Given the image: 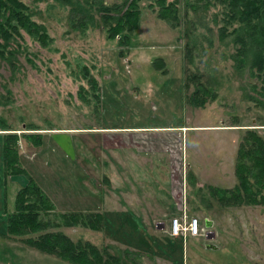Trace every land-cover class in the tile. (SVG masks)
<instances>
[{
	"label": "rangeland",
	"instance_id": "obj_1",
	"mask_svg": "<svg viewBox=\"0 0 264 264\" xmlns=\"http://www.w3.org/2000/svg\"><path fill=\"white\" fill-rule=\"evenodd\" d=\"M19 1L39 29L28 31L14 19L18 31L11 28L9 39L0 37V121L7 133L20 136V164L55 204V225L64 224L60 213L99 207L104 215L103 230L53 229L120 255L124 264H264V205L223 206L211 190L236 185L245 131L264 136L263 82L238 66L240 23L229 21V1L166 0L176 2L179 12L170 23L159 17L162 0H142L139 29L115 37L96 12L85 27H74L68 4ZM131 151L126 159L192 163L184 177L180 165L172 173H149L145 189L167 198L172 180L173 200L182 199L186 209L171 215L198 217L201 234L174 237L149 221L151 212H139L148 224L134 212L118 211L124 204L116 193L123 200L124 180L106 177L117 168L115 160ZM2 164L0 149V232H5ZM26 174L9 171L10 210ZM205 218L214 222L208 228L216 233L213 239L206 235ZM0 263L71 264L1 234Z\"/></svg>",
	"mask_w": 264,
	"mask_h": 264
},
{
	"label": "trees",
	"instance_id": "obj_2",
	"mask_svg": "<svg viewBox=\"0 0 264 264\" xmlns=\"http://www.w3.org/2000/svg\"><path fill=\"white\" fill-rule=\"evenodd\" d=\"M71 6V23L74 27H85L94 13L107 25H111V36L139 29L142 0H121L108 3L105 0H58ZM162 0L158 6L159 17L168 22H177L179 12L177 3L165 4ZM230 20L240 23L236 41L241 47L238 53V66L247 70L252 76L260 77L264 96V0H227ZM164 2V3H163ZM23 3L19 0H0V37L6 40L17 19L21 26L34 33L39 26L29 16L24 15ZM228 21V22H229ZM37 27V28H36ZM35 31V32H36ZM1 46V45H0ZM199 97V96H198ZM197 100L202 101L200 98ZM205 106V102H200ZM0 149L2 152V169L4 174V209L3 221L6 222L4 237L20 238L26 245L44 253L56 255L71 264H124L122 257L100 248L88 240H74L54 224L51 214L55 213V204L45 190L30 177L18 158L20 136L7 133L5 125L0 121ZM40 134V135H37ZM41 133H31L30 137ZM30 140V139H29ZM31 141V140H30ZM35 141V140H34ZM42 141L38 142L40 144ZM9 171L14 175L26 174L27 182L21 187L15 198L14 210H10L8 202ZM237 183L233 188L211 187L224 206H257L264 205V136L255 129H247L239 142L235 165ZM66 227L85 226L94 230L104 229V215L101 212H68L60 213ZM61 225V226H62ZM60 226V227H61ZM2 264V263H0Z\"/></svg>",
	"mask_w": 264,
	"mask_h": 264
},
{
	"label": "crops",
	"instance_id": "obj_3",
	"mask_svg": "<svg viewBox=\"0 0 264 264\" xmlns=\"http://www.w3.org/2000/svg\"><path fill=\"white\" fill-rule=\"evenodd\" d=\"M183 129H187V127H184ZM125 132L130 134V131ZM133 132L134 131H131V133ZM128 156H132V151L125 153V159H116L114 162V166H116L117 168L115 170H112V174L106 177L107 181H109V179L111 181H116L117 179L122 180V178L124 180L123 200L121 199V193H116V197L119 199V201L117 202L121 203L120 205H122V203L124 204V208H117L118 211L134 212L137 214V217L141 221L147 222L148 224L149 221L152 223L154 222L159 229H164V231L170 232L171 218L173 217L171 214L175 212L176 209L180 211L185 208V206H183L184 202H181L182 199H180L179 203L174 202L173 197L176 196L174 194L175 183L172 180L170 182L169 189L167 192V198H162L156 194V189H145L146 177L147 175L149 176V173L153 174L154 172L165 169H169V173H172L174 171V166L178 168L179 165V173L184 177V175H186V171L188 169L193 168L192 163L186 161L185 159H126ZM212 162L209 161L206 163L208 165H212ZM217 163L224 164V159H219ZM103 164L108 165L110 167L112 166L111 161H104ZM178 195L179 197H182V193L179 192ZM147 206H149L150 208H147ZM98 209L99 207H97L95 211L100 212V209ZM93 210L94 209H90L88 211L90 212ZM143 211L151 212V214L148 215L149 221H146V218L139 213ZM207 219L208 218H205L204 221H206ZM208 231L209 230L206 229L207 233Z\"/></svg>",
	"mask_w": 264,
	"mask_h": 264
},
{
	"label": "built area",
	"instance_id": "obj_4",
	"mask_svg": "<svg viewBox=\"0 0 264 264\" xmlns=\"http://www.w3.org/2000/svg\"><path fill=\"white\" fill-rule=\"evenodd\" d=\"M201 230L202 228L198 217H192L189 220H187V217L174 216L171 218L170 233L174 237H178L183 233L186 234L187 232L197 236L202 233Z\"/></svg>",
	"mask_w": 264,
	"mask_h": 264
},
{
	"label": "water",
	"instance_id": "obj_5",
	"mask_svg": "<svg viewBox=\"0 0 264 264\" xmlns=\"http://www.w3.org/2000/svg\"><path fill=\"white\" fill-rule=\"evenodd\" d=\"M212 226H213V221L207 219L206 220V227L211 228ZM215 236H216V233L213 231H209L207 234L208 239H213V238H215ZM207 246L209 248H217L214 244H208Z\"/></svg>",
	"mask_w": 264,
	"mask_h": 264
}]
</instances>
